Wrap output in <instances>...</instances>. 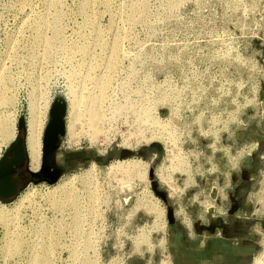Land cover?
Listing matches in <instances>:
<instances>
[{
    "label": "rangeland",
    "instance_id": "rangeland-1",
    "mask_svg": "<svg viewBox=\"0 0 264 264\" xmlns=\"http://www.w3.org/2000/svg\"><path fill=\"white\" fill-rule=\"evenodd\" d=\"M141 2L0 0V160L37 109L43 133L54 103L63 114L37 169L52 178L0 198V264H40L43 249L52 264H184L175 225L198 245L230 218L250 237L249 264H264V0ZM53 19L49 50L53 27L35 22ZM113 57L93 147L79 123L68 132V109L100 94ZM87 173L63 187L76 210L53 193Z\"/></svg>",
    "mask_w": 264,
    "mask_h": 264
},
{
    "label": "bare ground",
    "instance_id": "bare-ground-1",
    "mask_svg": "<svg viewBox=\"0 0 264 264\" xmlns=\"http://www.w3.org/2000/svg\"><path fill=\"white\" fill-rule=\"evenodd\" d=\"M141 2V0H140ZM138 8L137 7H131V12L134 15V19L135 21H139L144 19V13L146 10V4L144 2L138 3ZM55 19V18H54ZM52 20V21H48V20H41V21H36L35 25H47V24H51V26L53 27V38L51 40H49L46 44V46H48L49 50H52L55 47V39L58 37V28H57V21L56 20ZM37 38H40V35L38 34L36 36ZM48 56H50V53L47 52ZM107 67H108V73L102 77V85H99L100 87V94L96 95V97H79V96H74L71 101H70V107L68 109V118H67V130L68 132L72 135H74V129H75V125H77V123L80 124V133H84L85 136L89 139L90 141V145L94 147L95 145V139L97 137L98 134L101 133V127H102V115H101V106L100 103L103 100L104 96H105V91L107 89V87H110L112 78L114 77V70L116 69V58L113 57L111 59H109L108 63H107ZM3 94H1L0 91V103H6L9 102L10 98L6 97L5 95L2 96ZM32 105V104H31ZM36 109V108H35ZM38 110V109H37ZM35 111L34 113L31 112V114L33 113L35 116H37L36 112L39 113L38 111ZM32 111V110H31ZM30 114V116H31ZM32 114V116L30 117V119L28 120V123L26 125V129H25V151H26V155L28 158V165L31 171H37V169L39 168V166L41 165V157H42V131H43V123L42 120L43 118H37L34 117ZM78 124V125H79ZM14 131V130H13ZM10 128L8 125H3L2 126V135L3 138H8L10 136ZM13 133V132H12ZM97 141V139H96ZM93 153V152H92ZM129 168H135V163L133 161H127ZM120 164H126L125 161L123 163ZM91 170L90 172L92 173L94 169L101 171L103 168L100 164H97V162L95 163L94 161L91 162V166H90ZM109 169L111 168H115L117 169V166H114L113 163H111L108 166ZM119 168V166H118ZM4 169L5 167H2V169L0 170V172L2 171V173L0 174V180L2 181V183H4V179H5V174H4ZM92 178L90 173H87L85 175H82V177H78L75 175H71V176H67L61 184H58L56 187H54V191L53 193L59 194V193H63L65 192V197L67 194V198L64 199L65 200V204L67 203L68 205H70L69 207L71 209L76 210L77 206H78V200L76 198V196L73 194V192L70 194L69 192H66L65 189H63L64 185L66 184H74L77 180L78 181H83L84 183L87 182L88 179ZM3 188H7L6 184L2 185ZM34 190V189H32ZM69 193V194H68ZM27 194V192H26ZM25 195H23L24 197ZM58 202H54V205H59L57 204ZM19 204V197L17 199V201H15L14 205H18ZM8 206L5 203L0 202V210H4L7 209ZM16 242V241H15ZM16 245V244H15ZM17 246V245H16ZM19 246H20V241H19ZM8 247H6L7 249ZM17 248V247H15ZM8 250V249H7ZM6 250V251H7ZM12 250V249H11ZM35 259H37L40 264H52L49 260V255L47 250L43 249L40 253H38L35 256Z\"/></svg>",
    "mask_w": 264,
    "mask_h": 264
},
{
    "label": "crops",
    "instance_id": "crops-1",
    "mask_svg": "<svg viewBox=\"0 0 264 264\" xmlns=\"http://www.w3.org/2000/svg\"><path fill=\"white\" fill-rule=\"evenodd\" d=\"M232 222L230 218L219 231L198 245L188 241L175 225L176 228L171 231V245L177 249L176 261L184 264H249L248 254L252 248L250 237L238 226L239 222L237 226Z\"/></svg>",
    "mask_w": 264,
    "mask_h": 264
},
{
    "label": "water",
    "instance_id": "water-1",
    "mask_svg": "<svg viewBox=\"0 0 264 264\" xmlns=\"http://www.w3.org/2000/svg\"><path fill=\"white\" fill-rule=\"evenodd\" d=\"M59 104L54 103L51 107L50 114L51 118L48 122V125L43 133L42 137V153L43 155L48 153L51 150H54L55 140L57 137V134L62 133L63 131V123H62V113H60ZM50 134L52 137V143L47 144L45 142V135ZM25 144L23 139L18 136L13 144V154L14 156L10 158V160L7 159V155L3 156V158L0 160V170L2 167H5L4 174L5 179L4 183L0 180V198H10L16 195L17 191L14 187V184L11 180V175L14 171V167L20 165L25 157ZM2 171L0 172V174ZM7 186V188H3L2 185Z\"/></svg>",
    "mask_w": 264,
    "mask_h": 264
},
{
    "label": "flooded vegetation",
    "instance_id": "flooded-vegetation-1",
    "mask_svg": "<svg viewBox=\"0 0 264 264\" xmlns=\"http://www.w3.org/2000/svg\"><path fill=\"white\" fill-rule=\"evenodd\" d=\"M52 137L48 133L45 135V142L47 144L52 143ZM13 152L7 155V159L10 160L11 157H13ZM28 163V162H27ZM54 169H48V168H42L41 170H38L37 172L33 173L30 171L29 167L26 166V158L24 157L23 162L14 167V171L11 175V180L14 184V187L16 191L19 190V187L22 185V183L32 180H49L52 178V175ZM32 172V173H31Z\"/></svg>",
    "mask_w": 264,
    "mask_h": 264
}]
</instances>
